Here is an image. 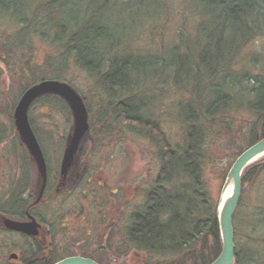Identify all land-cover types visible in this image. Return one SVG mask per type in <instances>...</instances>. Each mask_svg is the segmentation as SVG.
Here are the masks:
<instances>
[{
  "label": "trees",
  "instance_id": "obj_1",
  "mask_svg": "<svg viewBox=\"0 0 264 264\" xmlns=\"http://www.w3.org/2000/svg\"><path fill=\"white\" fill-rule=\"evenodd\" d=\"M175 1L0 0V15L18 26L13 40L0 42L1 69L6 80L10 81L11 72L23 83L20 96L32 85L48 79L75 88L72 72H84L107 100L95 114L82 95L91 117V130L99 128L101 134L111 136L114 130L125 129L147 139L157 149L160 170L144 205L128 213L117 248L102 249L108 257H129L134 264H212L222 252V239L218 202L212 203L203 175L206 140L222 120L240 112L239 107L251 115L242 133L245 146L229 163L228 174L244 151L264 139V70L259 75L234 73L236 66L252 62L243 60L241 52L244 50L248 57L246 47L257 37H264V0H201L194 10L182 6V16L177 14L180 29L174 39L181 41V36L184 41L168 40L174 43L168 49L166 29L159 22L169 17ZM196 37L208 43L200 46L198 41L195 43ZM142 39L152 43L159 39L158 52L163 54L155 55L149 48L135 51V43ZM41 42L48 44L51 52L38 64L35 58ZM168 53L193 61L182 71L192 89L179 79L177 69L171 71V65L165 66L166 72L153 69L158 65L153 58L159 61L158 57ZM149 57L152 63L147 62ZM166 75L174 79L180 91L192 94V100L181 103L188 128L183 147L173 146L157 122L159 102L149 112L147 104L134 102L144 93L153 105L155 96L146 87L156 82L163 85ZM193 78L197 81H191ZM61 104L70 114L66 102L56 95L39 98L33 108H57ZM31 115L32 127L50 166L46 139L36 129ZM7 137L8 132L0 137V145ZM217 150L223 152L222 147ZM262 172L264 158L248 167L242 176V195L234 219L235 264H264V207H244L247 189ZM28 178L24 175V187ZM108 230L112 229L107 227L104 235ZM81 255L106 264L93 254ZM59 259L55 257L50 264Z\"/></svg>",
  "mask_w": 264,
  "mask_h": 264
},
{
  "label": "rangeland",
  "instance_id": "obj_2",
  "mask_svg": "<svg viewBox=\"0 0 264 264\" xmlns=\"http://www.w3.org/2000/svg\"><path fill=\"white\" fill-rule=\"evenodd\" d=\"M28 1L30 2L31 0ZM32 1L35 2V0ZM168 2L170 3L171 0H168ZM200 3L201 0H176L174 6L173 4L171 5L172 10L169 13V17L159 22L161 27L166 29L167 41L165 42V45L168 49L174 45V43L172 44L171 42H168V40H176L179 43L184 41L179 34L178 36L181 41H179L178 38L174 39L177 29H180V26H177L180 21L178 15L182 16L183 13L179 11V8L183 6L187 10H194L195 8H199ZM160 11L162 10L160 9ZM144 22L145 21H140L138 23ZM17 29L18 26L16 23H13V20L9 17L0 15V42H3V40L7 38L13 40ZM188 38L190 37H187L186 39ZM144 39L135 43V51L142 50L140 52H145L149 48V50H151L152 53H155V55L158 53L159 55L163 54L158 52L157 47L160 45L159 39H157L156 43L148 42V39L145 42ZM194 40L195 43L198 41L200 46H204L208 43L207 39L200 37H196ZM37 47L38 50L36 52L35 62L41 64L51 50H49L48 44L43 42L38 43ZM245 50L249 56L245 58L246 54L243 50L240 57H242L243 60L251 59L252 62L249 63L245 60L246 63L244 65L241 63L240 66L234 68V73L243 74L244 72H249V74L252 73L253 75H259L260 72L264 70V37H257L254 39ZM179 56L180 57H176L173 54L168 53L166 56L158 57L159 61L157 58H153L156 59L154 64H158L157 66H154L153 69H156L155 71L159 73L166 72L165 66L171 65V71L178 70L176 73L180 74L179 79L184 80V85H189L191 88L190 83L185 81L186 78L183 77L182 71L189 63L190 65L193 64V61H188V59L184 58L182 55ZM211 57L212 56L210 55L209 58ZM146 60L148 63L153 62L151 57ZM253 60L255 62H253ZM5 75V72L0 68V128L4 131H10L14 130L13 107L14 105H18L21 99L20 93L23 89L21 88L23 83H19L15 79L14 73L11 74L10 72V81L8 79L6 80L7 77H4ZM71 75L74 77L76 83V87L73 88L81 96L83 95L84 97H87L88 103L92 107L93 112L97 114V111H99L101 107L100 104L105 106L107 103L106 96L101 94L100 90L98 91L95 82L84 72L73 71ZM168 76L169 75H166L163 85H158L157 82L155 85H147L146 88L151 89V92L153 91L152 93H148L151 94L152 97L155 96L153 98V105L151 100L144 93L140 94L134 102L137 105H141L142 102L147 104V112L152 111L155 108L154 106L159 102L161 106L160 108L158 107L155 112L157 122L173 146L176 147L180 145L183 147L185 144L184 138L187 134L188 128L185 124V119L182 117V107H184L182 104L189 102V99L192 98V94L187 91H180V89L177 88L178 85L174 83V79L168 78ZM191 81L197 80L193 78ZM162 87H164V90H162L163 92H161ZM205 96L208 97V93H206ZM32 108L33 106L30 107L29 111L30 114H32L31 118L34 120V125L43 139H46L45 144L48 148L50 167L53 171L52 181L57 183V174L58 170L61 168L64 151L73 134L74 118L71 111L70 114L67 113L68 111L65 110L62 104L57 108L42 106H37L35 109ZM239 110L241 111L234 112L227 116L225 118L226 120H222V125L214 127V132L211 136H208L209 138H207L204 145L205 158L203 175L204 180L207 183L212 203L214 204L221 199L227 178L229 163L233 161L239 152V149L245 146V142L242 140V133L245 131L248 117L252 120L251 115L248 116L245 108L242 110L239 107ZM207 125L208 127L210 126L208 123ZM94 132L96 136H94ZM94 132L91 130L90 134L85 138L80 154L76 160L75 164L77 167L79 166L77 174L80 175L79 178H76V180H78L76 186L75 183H73V185L71 183L67 186V189H56L57 191H53V194L58 201L62 200L63 203L64 200H71L68 206H72L73 201L75 200L77 203L76 205H79L82 208L84 206L85 210L88 212L90 209H93V211L94 209L95 211L102 209V225L100 223L98 225H93L90 228L85 219L82 221L69 219L68 221V219L64 218L61 222L67 220L68 225L66 228H63L62 239L60 238L61 236H58L55 239V243L59 247H62L63 245H65V247H72L73 250H77L76 245H79V247L86 246V249L84 250L87 253L93 254L97 258H102L106 264H134V261H132L131 258L129 259V257L119 259L114 256L112 258L110 256L108 257L106 252L103 253L98 250L99 245L96 243L99 244L102 241L101 234H104V231L107 229V224L105 225V223H108V216L110 217V215H113L115 207L117 209L120 208L119 215L120 213L122 214L121 217L118 218V234H120L124 226L127 224L128 213H131L135 209L144 205L147 191L152 187L160 170L157 149L147 139L126 131L125 129L120 130V132L114 130L111 136H104V134H101L99 128H96ZM12 134L14 135V133ZM63 137H66V139ZM13 142L14 139L12 142H3L1 145H6L5 147L7 148L8 146H11ZM218 147H222L223 152H220V150L218 151ZM1 156L2 155H0V169L3 171L7 168V163L4 164V162H2ZM31 159L27 154L25 155V158L23 157L24 170L27 168L28 171H30L31 168L32 172L36 173V164L34 161L32 162ZM8 168H10L9 165ZM13 172L14 171L8 174L13 177ZM85 172L88 176L83 179ZM88 178L91 180L90 182L88 181ZM4 182L5 179L0 173V194L4 193ZM38 184L42 187L41 181H39ZM100 185H103L104 189L101 188ZM73 189L74 192L69 193V191H73ZM89 190L91 192L97 190L95 196H86L90 194ZM84 192L86 193L85 195H83ZM112 192H117L116 197L112 195ZM261 206L264 207V172H262V174L256 179L255 183L247 189L244 200V207L248 209H255L256 207ZM75 209L79 210L77 208ZM69 210H71V208H69ZM55 215H58L57 217L60 218L62 217V213L59 211H57ZM63 215L67 216V214ZM5 236L9 240L12 238L11 235H0V239H4ZM19 254V250H16L13 245L9 246L5 243L4 245L2 244L0 247V264H17V258L9 259V257L10 255H14L19 258ZM148 262L155 263V260L149 259Z\"/></svg>",
  "mask_w": 264,
  "mask_h": 264
},
{
  "label": "flooded vegetation",
  "instance_id": "obj_3",
  "mask_svg": "<svg viewBox=\"0 0 264 264\" xmlns=\"http://www.w3.org/2000/svg\"><path fill=\"white\" fill-rule=\"evenodd\" d=\"M1 65H3V61L0 58V68L3 67ZM13 127L14 130L8 131L9 137L5 138L4 140V143H9L14 139L13 144L7 148L5 147L6 145H0V155H2V162H4V164L7 163L6 169L3 171L0 169L1 176H3L5 179V190L4 193L0 194V235L12 236L11 240H9L6 236L4 239H0V247L5 243L9 246L13 245L16 250H19V258L15 257L14 255H10L9 257V259L17 258V264H50L51 261L55 259V257L59 258L61 255H66V257L82 256L81 253L83 254L86 252L84 250L86 249V246L79 247V245H76L77 250H73L72 247H65V245L59 247L55 243V239L58 236H61L60 238L62 239L63 228L67 227L69 219H76L80 221L85 219L87 220L88 226L90 228L93 225H98L100 223L102 225L103 211L102 209H98L96 211L95 209L94 211L93 209H90L88 212L85 210L84 206L82 208L81 206L76 205L77 203L75 200L73 201L72 206H68L71 200H64L63 203L62 200L58 201V199H56L55 195L53 194V191H57L56 189H67V186L71 183L72 185L75 183L76 186L78 182L76 178H79L80 175L77 174V171H79V166L77 167L75 163L79 155L77 156L73 166L70 168L65 178H63L61 175V168L58 170L57 183L52 181L53 171L47 162L48 180L43 195L41 196L42 187H40L38 184L40 179L39 169L35 163L34 165L36 167V173L32 172L31 168L30 171H28L27 168L24 171V155L27 154L30 159L32 156L28 149L24 146L23 140L17 131L15 122L13 123ZM6 132L7 131L1 130L0 137L5 135ZM12 133H14V135ZM32 159L31 161L33 162ZM8 165L10 168H8ZM12 171H14L12 174L13 177L8 174L10 172L12 173ZM24 175L29 177L27 182L28 184L25 187L23 186ZM87 176L88 175L85 172L83 179H85ZM88 181L90 182L91 180L88 178ZM101 188L104 189V186L102 185ZM74 189L73 191H69V193L74 192ZM89 192L90 194L86 196H95V192H91L90 190ZM85 194L86 193L84 192L83 195ZM112 195L116 197L117 192H112ZM69 208H71V210H69ZM75 208L79 210H76ZM119 209L120 208L117 209L115 207L113 215H110V217L108 216V223H105V225L107 224V227L112 230H108L105 233L108 238H105L103 233L101 234L102 241L99 244L96 243L99 245L98 250L100 251H102L103 248L108 249L111 247L113 250L117 248V245L120 241L118 234V218L122 215L121 213L119 215ZM57 211L62 213L61 218L57 217L58 215H55ZM63 214H67V216H64ZM64 218L68 219V221L66 220L67 222H61V220ZM9 221L18 223H32L33 221H36L40 225L37 230L38 235L34 236L12 230L7 224ZM57 231H61V233H57ZM88 233L91 234L90 232ZM104 239L107 240L104 241ZM110 257L112 258L113 256L111 255Z\"/></svg>",
  "mask_w": 264,
  "mask_h": 264
},
{
  "label": "water",
  "instance_id": "obj_4",
  "mask_svg": "<svg viewBox=\"0 0 264 264\" xmlns=\"http://www.w3.org/2000/svg\"><path fill=\"white\" fill-rule=\"evenodd\" d=\"M45 95H57L64 99L74 118L73 134L64 152L61 164V175L67 176L68 171L73 166L79 155L85 138L90 134L89 113L82 96L69 84L57 81L46 80L32 86L24 93L20 99L14 113L15 124L24 145L31 154L34 162L39 169V175L42 182L41 196L48 180L47 163L40 146V143L31 127L29 121V109L31 105L39 98ZM264 157V139L243 152L231 167L223 188L221 199L218 203L217 215L222 239V252L212 264H235L236 244L234 233V219L239 207L242 195V176L244 171ZM232 184V192L226 198H223L224 191ZM10 229L20 231L29 235H38L40 225L33 221L32 223H18L9 221ZM55 264H99L98 262L83 258L69 257Z\"/></svg>",
  "mask_w": 264,
  "mask_h": 264
},
{
  "label": "bare ground",
  "instance_id": "obj_5",
  "mask_svg": "<svg viewBox=\"0 0 264 264\" xmlns=\"http://www.w3.org/2000/svg\"><path fill=\"white\" fill-rule=\"evenodd\" d=\"M256 144H257V143H256ZM232 187H233L232 184H230V185L226 188V190L224 191V194H223V198H226L228 195L231 194L232 189H233ZM57 233H61V231H60V232L57 231ZM69 257H71V256H69ZM69 257H66V255H61L59 261H62V260L66 259V258H69Z\"/></svg>",
  "mask_w": 264,
  "mask_h": 264
}]
</instances>
